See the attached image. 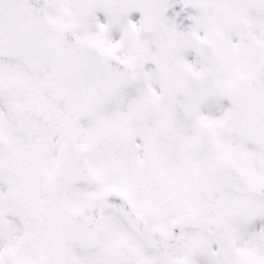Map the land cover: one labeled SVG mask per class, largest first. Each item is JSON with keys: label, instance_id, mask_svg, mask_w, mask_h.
I'll return each mask as SVG.
<instances>
[{"label": "snow or ice", "instance_id": "1", "mask_svg": "<svg viewBox=\"0 0 264 264\" xmlns=\"http://www.w3.org/2000/svg\"><path fill=\"white\" fill-rule=\"evenodd\" d=\"M0 264H264V0H0Z\"/></svg>", "mask_w": 264, "mask_h": 264}]
</instances>
